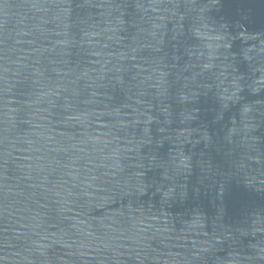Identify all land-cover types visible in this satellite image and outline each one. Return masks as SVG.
<instances>
[{"label":"water","instance_id":"obj_1","mask_svg":"<svg viewBox=\"0 0 264 264\" xmlns=\"http://www.w3.org/2000/svg\"><path fill=\"white\" fill-rule=\"evenodd\" d=\"M0 264H264V0H0Z\"/></svg>","mask_w":264,"mask_h":264}]
</instances>
